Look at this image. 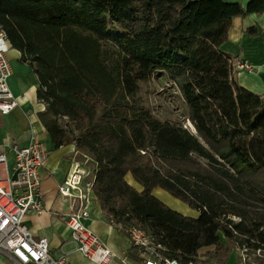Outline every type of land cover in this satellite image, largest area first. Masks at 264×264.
Masks as SVG:
<instances>
[{
  "label": "trees",
  "instance_id": "1",
  "mask_svg": "<svg viewBox=\"0 0 264 264\" xmlns=\"http://www.w3.org/2000/svg\"><path fill=\"white\" fill-rule=\"evenodd\" d=\"M263 9L264 0H0V28L37 76L55 147L75 143L91 157L93 193L114 227L142 229L183 264L220 232L264 245V93L240 86L220 49L234 16ZM153 80L176 88L195 132L130 102Z\"/></svg>",
  "mask_w": 264,
  "mask_h": 264
},
{
  "label": "crops",
  "instance_id": "2",
  "mask_svg": "<svg viewBox=\"0 0 264 264\" xmlns=\"http://www.w3.org/2000/svg\"><path fill=\"white\" fill-rule=\"evenodd\" d=\"M223 1L237 3L244 8L251 0ZM220 49L232 57V63L246 61L253 66L250 72L234 71V77L240 86L255 94H263L264 9L258 14L234 16L227 33V40L220 45ZM19 57V52L11 47L8 51V58L12 74L8 79V85L16 106L7 114L0 113V151L7 152L8 167L13 163L9 148L14 144L26 146L32 140H36L48 151L45 164L40 169L43 210L40 214L26 215L23 224L35 237L47 239L49 251L53 257L64 249L68 252V264H93L79 252L74 251L70 243V232L64 220L71 209V200L63 198L57 190L58 184L65 178L74 162L80 161L86 167L87 162H92L91 157L86 152L78 150L75 143L55 147L39 119V113L43 112L46 106L37 97V76L28 64L20 61ZM89 168L87 169L91 172L93 165ZM125 180L138 191L141 190V186L132 179L130 174L125 176ZM152 193L166 205H168L167 197H172L162 189H154ZM180 204L179 210L170 208L185 216L197 217L198 211L189 208L183 202ZM88 210L89 217L85 221L86 226L97 234L115 254L108 264H143L137 254V248L129 244L127 233L120 231L119 226L114 227L102 213L95 196L89 202ZM218 237V244L204 246L197 250V261L194 264L238 263L237 248L239 245L236 241L227 239L221 232L218 233ZM133 248L134 257L126 256V252ZM0 264H12L1 251Z\"/></svg>",
  "mask_w": 264,
  "mask_h": 264
},
{
  "label": "built area",
  "instance_id": "3",
  "mask_svg": "<svg viewBox=\"0 0 264 264\" xmlns=\"http://www.w3.org/2000/svg\"><path fill=\"white\" fill-rule=\"evenodd\" d=\"M8 37L0 28V113L7 114L16 101L10 91L8 79L12 74L8 51ZM234 71L250 72L253 66L246 61L232 63ZM186 122V123H185ZM183 126L195 132L188 119ZM13 163L8 167L7 152L0 151V251L12 264H68L64 249L53 257L46 238H37L23 224L26 215L40 214L43 210L40 192V169L45 164L48 151L32 140L26 146L16 144L9 148ZM141 153H144L141 151ZM93 174L82 162L76 161L65 178L58 184V193L71 200V209L64 222L70 232V243L93 264H108L115 254L90 230L85 221L89 217L88 204L94 197ZM234 222L239 217H230ZM121 228V227H119ZM128 242L137 248L143 264H183L163 254L164 247L138 227L124 229ZM254 240L237 248V264H264V245L253 246Z\"/></svg>",
  "mask_w": 264,
  "mask_h": 264
},
{
  "label": "rangeland",
  "instance_id": "4",
  "mask_svg": "<svg viewBox=\"0 0 264 264\" xmlns=\"http://www.w3.org/2000/svg\"><path fill=\"white\" fill-rule=\"evenodd\" d=\"M129 100L132 104L144 106L153 118L164 120L178 117L179 121H184L179 115L180 103L178 100V91L170 83L165 81L153 80L146 84H141L139 90ZM62 123L69 129L74 130L73 123L67 118H62ZM92 165V162H87L86 168L90 169L89 166L92 167ZM167 199L169 201H166V203L169 207L176 208L178 210L180 209V200L173 197H167Z\"/></svg>",
  "mask_w": 264,
  "mask_h": 264
},
{
  "label": "bare ground",
  "instance_id": "5",
  "mask_svg": "<svg viewBox=\"0 0 264 264\" xmlns=\"http://www.w3.org/2000/svg\"><path fill=\"white\" fill-rule=\"evenodd\" d=\"M169 201V200H168ZM175 204V203H174Z\"/></svg>",
  "mask_w": 264,
  "mask_h": 264
}]
</instances>
